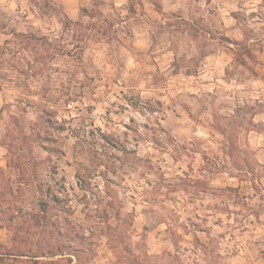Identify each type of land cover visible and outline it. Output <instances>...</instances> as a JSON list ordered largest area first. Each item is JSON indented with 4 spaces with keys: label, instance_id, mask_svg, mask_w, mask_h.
I'll return each mask as SVG.
<instances>
[{
    "label": "clouds",
    "instance_id": "clouds-1",
    "mask_svg": "<svg viewBox=\"0 0 264 264\" xmlns=\"http://www.w3.org/2000/svg\"><path fill=\"white\" fill-rule=\"evenodd\" d=\"M0 264H264V0H0Z\"/></svg>",
    "mask_w": 264,
    "mask_h": 264
}]
</instances>
